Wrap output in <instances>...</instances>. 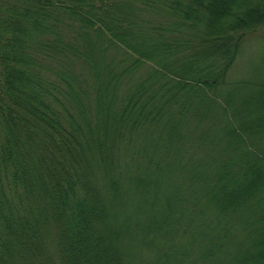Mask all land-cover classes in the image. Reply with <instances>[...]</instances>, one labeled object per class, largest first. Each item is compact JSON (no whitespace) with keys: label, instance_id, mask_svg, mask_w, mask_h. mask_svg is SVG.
<instances>
[{"label":"trees","instance_id":"trees-1","mask_svg":"<svg viewBox=\"0 0 264 264\" xmlns=\"http://www.w3.org/2000/svg\"><path fill=\"white\" fill-rule=\"evenodd\" d=\"M259 31L264 0H0V264H264V74L227 81Z\"/></svg>","mask_w":264,"mask_h":264},{"label":"rangeland","instance_id":"rangeland-1","mask_svg":"<svg viewBox=\"0 0 264 264\" xmlns=\"http://www.w3.org/2000/svg\"><path fill=\"white\" fill-rule=\"evenodd\" d=\"M263 52L264 33H262V31L249 34L245 37L241 46V53L232 64L227 78L228 82L241 81L248 83V86H244L238 91V98H241V95L243 94L247 97L252 90L256 93L255 89L259 86H255V84L257 82L259 83L262 73L264 74V59L262 58ZM72 72L77 74L79 79H81L82 73H80L78 64L74 65ZM75 86H77V84H75L74 87Z\"/></svg>","mask_w":264,"mask_h":264}]
</instances>
